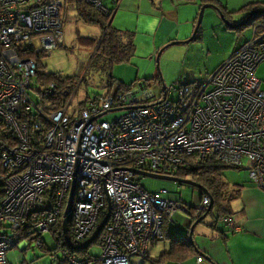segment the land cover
I'll list each match as a JSON object with an SVG mask.
<instances>
[{
    "label": "built area",
    "instance_id": "built-area-1",
    "mask_svg": "<svg viewBox=\"0 0 264 264\" xmlns=\"http://www.w3.org/2000/svg\"><path fill=\"white\" fill-rule=\"evenodd\" d=\"M84 1L106 11L104 0ZM63 5L0 0V126L14 140L0 151V264H8L6 252L21 241L22 247L29 241L44 246L40 236L54 234L72 181L68 236L74 247L93 234L102 210L109 217L96 238L100 255L61 248L62 264H130L161 239L163 224L186 211L181 201L147 193L133 169L174 177L192 161L215 156L245 168L249 182L264 191V90L255 76L264 63V23H255L250 39L203 80L165 87L158 96L136 80L70 111L78 85L57 91L50 83L37 92L38 102L29 96L38 65L33 57L63 44ZM54 91L65 101L47 109L45 98ZM114 111L122 114L99 120ZM210 204L205 195L199 209ZM223 221L240 231L232 219ZM195 260L203 264L202 255Z\"/></svg>",
    "mask_w": 264,
    "mask_h": 264
},
{
    "label": "rangeland",
    "instance_id": "rangeland-1",
    "mask_svg": "<svg viewBox=\"0 0 264 264\" xmlns=\"http://www.w3.org/2000/svg\"><path fill=\"white\" fill-rule=\"evenodd\" d=\"M62 1L64 5L60 9V20L64 35L63 45L49 53L36 54L33 58L40 66L38 70L40 75L55 74L61 78L72 77L75 86L78 85L72 105L69 108L70 111L72 108L76 109L80 103L87 99H93L97 96L102 97L108 91L109 94H113L121 83L128 85V83L137 80L135 79L137 71L143 72L147 66H150V68L145 71H155V77L160 75L166 88L178 83L203 80L219 67L222 62L227 60L234 49L249 40L252 35L251 26H246L240 31H235L234 29H227L221 18L220 21L223 27L218 26L219 22H215L213 17L202 15L197 39L188 43L166 47L163 53H160L157 63H142V66L136 67L134 65L135 62L130 60L109 67L103 59L93 57L95 51L93 45H85L79 40L80 37L100 38V28L96 25L83 22L78 17L75 8L68 4L69 0ZM103 4L107 5L108 1L104 0ZM139 63L141 64V62ZM110 76L112 80L109 84ZM255 76L261 81L260 89L264 90V63H261L257 67ZM148 83L154 90L155 95L158 96L162 84L160 80L153 78ZM31 87L32 90L29 91V96L32 101L38 102L41 97L37 92L42 89V85L36 76L31 79ZM121 114L122 111L107 112L99 117V120L111 122ZM223 178L229 186L249 182L248 172L245 168H241L240 170L226 169L223 172ZM135 179L138 180L141 187L147 193L155 194L171 201H181L187 207H197L200 204L201 191L194 185L161 180L139 174L135 175ZM162 190L165 191L164 194L160 193ZM192 220V216L187 215L182 210H178L173 216L172 221L166 224L167 230L179 236H187L190 232L188 226ZM213 222L214 217L208 215L203 221L194 226L192 239L200 249L204 245H212L211 238L203 230L209 232ZM217 228L221 229L222 224L217 223ZM201 232L202 234H200ZM40 239L44 244V249L38 248L34 241H29L27 246L22 247L23 241H21L16 247L6 252L7 263L62 264L61 245L49 233L42 234ZM94 241L88 244L84 250H87L86 254L99 256L101 248L99 243H95ZM168 248L169 243L166 240L157 238L149 246L146 258L131 256L130 264H150L149 259L155 260ZM182 264L193 263L192 261H188Z\"/></svg>",
    "mask_w": 264,
    "mask_h": 264
},
{
    "label": "crops",
    "instance_id": "crops-1",
    "mask_svg": "<svg viewBox=\"0 0 264 264\" xmlns=\"http://www.w3.org/2000/svg\"><path fill=\"white\" fill-rule=\"evenodd\" d=\"M106 1L109 8H115L111 25L117 30L133 33L135 55L131 60L136 67L142 66V63H156L168 43L189 39L194 33L200 8L210 4L203 0H118L112 5V0ZM213 1L228 11H235L250 3L264 5V0ZM202 15L213 17L215 22H219L218 26L223 27L221 16L214 6L206 7ZM241 17L232 16L234 21ZM148 68L150 66L145 67L143 72L137 71L135 79L147 82L153 79L155 71H145ZM160 82L163 84L162 79ZM240 186L237 199L230 204L232 220L240 231L231 232L223 225L221 229L211 227L209 232L203 230L212 241V245H204L201 249L197 246L205 255L203 264H264V191L250 182ZM191 240L193 242L192 235ZM188 261L196 264L195 257Z\"/></svg>",
    "mask_w": 264,
    "mask_h": 264
},
{
    "label": "trees",
    "instance_id": "trees-1",
    "mask_svg": "<svg viewBox=\"0 0 264 264\" xmlns=\"http://www.w3.org/2000/svg\"><path fill=\"white\" fill-rule=\"evenodd\" d=\"M203 1L204 3H210L218 10L221 19L223 20L225 27L227 29H231V30L234 29L235 31H240L246 26H251L252 29L253 25L257 22L264 23V5L262 4L250 3L243 5L242 7H240L235 11H228L227 9L222 7L217 1H213V0H203ZM68 4L75 8L78 17L83 22L91 25H96L101 30V37L98 39L83 38V37L79 38L81 43L85 45H93L95 47L93 57H99L103 59L109 67L113 66L114 64L125 63L131 60L135 51V45L133 42L134 36L133 33L117 30L111 25V17L115 10L114 7L111 9L104 4V6L106 7V11L102 12L89 6L87 3H85L84 0H69ZM113 4H116V2H112V5ZM252 12L254 13L253 15H251ZM233 15H240L242 17L238 21H234V19L232 18ZM249 16L251 17L245 22L244 25L240 27L233 26L246 20ZM197 33H198V29L189 38V42L197 39ZM168 46H171L170 43L165 45L164 48ZM39 69L40 66L37 65V71L35 76L40 81L42 88L46 87L50 83H54L57 88V91L59 89H64V88H68L69 91H73V89L77 86V85L75 86V82L73 81L72 77L61 78L55 74L40 75V73L38 72ZM154 78L161 80L160 75ZM111 80L112 77L110 76L109 84L111 83ZM134 82L135 81H133L128 85L121 83L120 85H118L116 91L120 89L128 88ZM147 84L149 86L148 82ZM107 93H109V91ZM45 100H47L46 103L47 109H58L62 106L63 102L65 101V98L57 94L56 91H54L53 93L49 94L45 98ZM87 102L88 99L80 103L79 107L83 109L86 106ZM13 143L14 140L12 138L5 137V135L1 131V126H0V151H2V149H4L9 145H12ZM226 169L240 170L241 168H236L227 165L225 163H222L215 156H208L199 162L192 161L188 167L179 169L177 172L174 173V177L180 179L190 178L192 182L196 183L202 189H204L205 192L201 191L200 203L205 195H208L211 199L210 207L202 211L199 209L200 204L197 207L188 206L185 213L187 215L192 216L193 218L192 222L188 226L189 228L203 214H206V217L208 215L214 217V222L212 223L211 226L212 228H216L217 223H220L225 228H228L224 224L223 220L226 218L232 219L231 217L232 211L230 209V204L232 201L237 199L240 193L241 186L228 185V183L223 178V172ZM2 171H3L2 161L0 157V173ZM65 204L66 201H64L63 203V210L64 207L66 206ZM105 210L106 209L101 211V215L99 216V220H98L99 222L96 225V227H98L100 222L104 219V216L106 214ZM62 216H63V212L60 215V219L62 218ZM60 219L58 220V224L54 229V234L51 237L59 245H61V248H66L70 253L85 255L87 250H80L79 252L75 249L66 247L67 245L64 244V240H63ZM166 224L167 222L162 225L161 239L166 240L169 243V249L165 250V252L160 254L155 260L149 259L148 261L150 262V264H164V263L180 264L183 262H187L193 257H195L196 259V255L198 254L202 255V257L205 256L199 251L197 245L188 239L189 234H187V236H179L173 234L167 230ZM69 231H70V223L68 224V232ZM229 231L233 232L232 229H229ZM94 242L97 243L98 241L95 240ZM40 249H44V247L42 246ZM143 258H146V255H144Z\"/></svg>",
    "mask_w": 264,
    "mask_h": 264
},
{
    "label": "water",
    "instance_id": "water-1",
    "mask_svg": "<svg viewBox=\"0 0 264 264\" xmlns=\"http://www.w3.org/2000/svg\"><path fill=\"white\" fill-rule=\"evenodd\" d=\"M209 6H212V5H210V4H204L200 8L199 15H198V19H197L196 26H195V29H194V33L197 31V29H198V27L200 25V22H201V19H202L203 10L206 7H209ZM253 14L254 13L252 12L251 15H253ZM250 17L251 16H249L246 20L242 21L241 23L236 24V25H233V26L234 27H240V26L244 25L245 22ZM187 42H189V39H187L185 41H172V42H170V45H175V44H179V43H187ZM157 61L158 60H156V63H157ZM164 88H165V86H164V84H162L161 85V89L163 90ZM133 172L135 174H139V175L147 176V177H151V178H156V179H161V180H170V181H174V182H178V183H184V184L194 185V186L198 187L200 189V191L205 192L204 189H202L196 183L192 182L190 179H180V178L172 177V176H164V175H158V174H151V173L142 172V171L136 170V169H133ZM74 190H75V181H72L71 188H70V192H69V195H68V198H67V201H66V206H65V209H64V212H63V219H62V223H61V230H62V234L64 236V241H65V244L67 245V247H69L71 249H75V250H81V249L86 248L87 245L90 244V243H92L94 241V239L98 236L100 230L105 225V223H106V221H107V219L109 217V212H107L106 216L104 217V219L102 220V222L98 225V227L96 228V230L94 231V233L82 245L77 246V247H74L71 244L70 239H69V236L67 234L68 233V223H69V220H70V215H71V210H72V204H73ZM205 217H206V214H203L190 227V232H189V235H188V239L190 241H192L191 240V235H192V231L194 229V226L196 224H198L199 222H201Z\"/></svg>",
    "mask_w": 264,
    "mask_h": 264
}]
</instances>
